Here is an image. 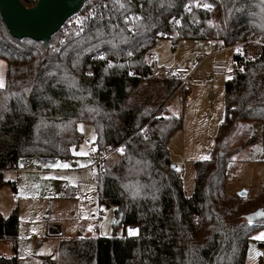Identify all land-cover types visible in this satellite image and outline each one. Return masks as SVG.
Instances as JSON below:
<instances>
[{"label":"trees","instance_id":"1","mask_svg":"<svg viewBox=\"0 0 264 264\" xmlns=\"http://www.w3.org/2000/svg\"><path fill=\"white\" fill-rule=\"evenodd\" d=\"M197 1L213 13L195 10ZM21 2L29 8L37 0ZM91 2L105 8L103 19L95 17L79 37L61 29L47 48L12 38L0 19V59L6 63L0 88V188L15 190L2 172L23 158L73 159L72 150L82 141L77 124H91L96 153L110 145L123 149L103 159L96 172L97 203L114 208L118 227H134L137 235L83 237L80 228L73 239L59 241L56 260L41 264H245L250 237L264 226V219L250 224L245 216L264 211V187L250 199L226 193L234 151L226 142L239 122L264 123V0ZM178 16L180 26H172ZM249 35L261 44H247L244 56L232 57L237 66L224 84V119L210 158L193 164L194 189L187 198L167 148L182 128V115L155 117L179 83L152 78V50L160 39L228 47ZM119 59L127 67L118 66ZM18 224L16 207L7 217L0 213V239L14 254ZM0 264L19 262L13 255L0 257Z\"/></svg>","mask_w":264,"mask_h":264},{"label":"rangeland","instance_id":"2","mask_svg":"<svg viewBox=\"0 0 264 264\" xmlns=\"http://www.w3.org/2000/svg\"><path fill=\"white\" fill-rule=\"evenodd\" d=\"M201 50L208 54L212 47L201 40H178L173 43L170 39H160L152 50L150 60L156 69L179 66L194 70L192 81L185 86L179 84L162 107L165 111L162 117L182 115V128L171 136L167 148L171 163L181 173L183 192L187 198L191 197L194 189L193 164L210 158L224 119V84L235 76L229 51L206 58L197 66ZM214 59L227 63V75L201 84L199 79L207 74ZM5 73L6 63L0 59V81L4 85ZM184 88L187 90L185 98ZM77 130L82 135V141L72 150L73 159L55 160L50 172L8 170L3 174L5 181L14 183L15 190L9 185L0 188V213L7 217L16 207L19 224L16 254L8 241L0 239V257L16 255L19 264H41L48 258L56 260L60 240L73 239L80 228L83 229V237H93L88 223L92 221L90 216L95 214L99 215L98 221L94 222L99 238L128 237L129 229L136 230L134 227H127L124 231L121 227L115 228L114 208L97 203L96 169L91 158L95 151L96 134L88 123L79 122ZM226 149L234 150L227 169L226 193L236 196L244 190L247 193L245 199L254 198L264 187V123L239 122L227 139ZM81 152L86 155H80ZM63 164L69 167L60 166ZM83 197L87 201H83ZM81 206L87 212L83 222L78 221L76 214ZM55 228H59L60 232L53 233ZM261 233H264V226L251 235L245 264H264V247L260 246L264 239H257Z\"/></svg>","mask_w":264,"mask_h":264},{"label":"built area","instance_id":"3","mask_svg":"<svg viewBox=\"0 0 264 264\" xmlns=\"http://www.w3.org/2000/svg\"><path fill=\"white\" fill-rule=\"evenodd\" d=\"M98 5V3H94L90 1L89 6H84L79 13L71 17L66 21L64 26L62 27L63 31L66 34H73L74 36H82L90 23L91 20H93L95 17L103 16V13L105 12V8L103 10L102 5L98 9H95L93 6ZM204 2L197 1L195 2V10L203 11L208 15H211L213 13V8L209 5V7H204ZM190 11V9L188 8ZM95 11V16H90L89 13ZM87 17V19L85 18ZM129 18H132V16H129ZM128 19L124 18L125 22H128ZM172 26H180L181 24V18L180 16L174 17L170 21ZM191 24L193 26H196L195 21H191ZM247 44H261L258 38H256L253 35H249L246 39V41L240 42L236 41L231 46L225 47L220 43H215L210 41V46L212 47V51L210 53L206 54L204 50H201L198 53L197 57V66H199L206 58H209L215 53L219 52H227L229 51L231 53V57L234 55L237 56H244V46ZM111 63V61H109ZM113 62V61H112ZM115 63L122 67H127V63L124 62L122 59H119L115 61ZM126 63V64H125ZM233 63V61H232ZM234 63L232 64V68L235 72L234 67H236ZM228 65L224 61H213L209 65V69L207 74H205L202 79H199L201 84H206V82L209 79L213 80H220L224 78L228 73ZM232 70V71H233ZM194 74V70H190L185 67H179L175 66L173 68H162V69H156L155 67L152 68V78L154 80L162 81V80H168V81H176L181 86H185L186 84L190 83L192 81V76ZM165 111L163 109L159 110L155 117L160 118L164 115ZM118 149V147H115L114 145H110L107 152L101 151L99 153H96L94 151L92 155V161H93V168L96 169V172L100 173L101 171V162L103 159H105L109 154L112 152H115ZM55 163V159L51 156H35V157H29V158H23L17 162V164L13 165L10 170L19 172L21 170H33L35 172H43L46 171L49 167L53 166ZM63 189V188H61ZM83 201H87L85 197L82 198ZM77 216L78 221L83 222L86 221L87 212L85 208L79 207L77 209ZM91 220L88 223V230L91 232L93 237H98V228L97 225L94 224V222H97L99 219V215L95 214L94 216H90ZM130 230V229H129ZM128 230V231H129ZM133 230V229H131ZM53 233H59V228H55L52 230ZM136 234H130L128 232V237H135L137 235V230H135ZM10 244V243H9Z\"/></svg>","mask_w":264,"mask_h":264},{"label":"water","instance_id":"4","mask_svg":"<svg viewBox=\"0 0 264 264\" xmlns=\"http://www.w3.org/2000/svg\"><path fill=\"white\" fill-rule=\"evenodd\" d=\"M91 0H37L32 7H26L21 0H0V19L12 38L28 39L39 42L47 48L51 38L57 34L66 21L79 13ZM174 169L175 166L172 165ZM243 190L237 194L245 198ZM262 210H257L245 216L246 222L256 224L264 219ZM119 218L114 226L120 225ZM25 264V263H23Z\"/></svg>","mask_w":264,"mask_h":264},{"label":"snow or ice","instance_id":"5","mask_svg":"<svg viewBox=\"0 0 264 264\" xmlns=\"http://www.w3.org/2000/svg\"><path fill=\"white\" fill-rule=\"evenodd\" d=\"M116 2H119V0H116ZM104 7H107V5H103ZM95 9H98L99 7H101V5H94L93 6ZM120 7L121 8H123V7H125L123 4H121L120 5ZM204 7H209V5H204ZM89 15L90 16H95L96 15V12L95 11H92V12H90L89 13ZM86 19H87V17H85ZM100 19H103V16H100ZM125 19H128L127 17H125ZM135 19L136 20H139L140 19V17H135ZM129 55H131V53H129ZM101 58H103V57H101ZM109 66H111V65H109ZM87 75H89V76H91L92 75V73L91 72H89V73H87ZM4 87V84H3V82L2 81H0V88H3ZM81 130H82V126H81ZM117 151H120V152H123V149H117ZM80 155H86V153H84V152H81V153H79ZM204 159H208V157H204ZM60 166H62V167H64V168H67V167H69V165L68 164H63V165H60ZM261 215H264V213H261ZM129 232H130V234H136L135 233V230H129ZM257 239H264V233H261L258 237H257Z\"/></svg>","mask_w":264,"mask_h":264},{"label":"crops","instance_id":"6","mask_svg":"<svg viewBox=\"0 0 264 264\" xmlns=\"http://www.w3.org/2000/svg\"><path fill=\"white\" fill-rule=\"evenodd\" d=\"M209 46H210V42H207V41H205ZM211 49V48H210ZM210 53V52H209ZM219 53H223V52H219ZM216 55H218V53H215V54H213L212 56H210L209 58H212V57H216ZM208 59V58H207ZM213 61H221L220 59H214ZM213 61H211V62H213ZM210 62V63H211ZM8 171V170H7ZM7 171H4V172H2L3 174L5 173V172H7ZM47 172L49 171H51L50 170V167L46 170ZM45 171V172H46ZM10 214V213H9Z\"/></svg>","mask_w":264,"mask_h":264}]
</instances>
